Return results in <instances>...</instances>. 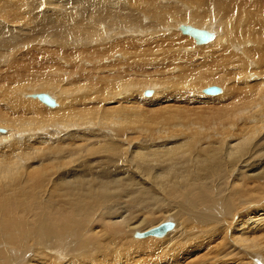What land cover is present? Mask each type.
Listing matches in <instances>:
<instances>
[{"label":"bare ground","instance_id":"6f19581e","mask_svg":"<svg viewBox=\"0 0 264 264\" xmlns=\"http://www.w3.org/2000/svg\"><path fill=\"white\" fill-rule=\"evenodd\" d=\"M225 1L231 9L225 23H215L214 16L202 13L195 20L199 28L173 22L175 14L162 13L168 3L162 4V12L160 7L155 12L159 17L154 22L143 12L128 9V4L141 6V0H90L92 7L101 3L105 8L87 25L89 40L83 38L101 51L95 56L107 60L98 62L100 73L98 67L92 72L104 86L93 87L86 83L90 77H85L76 80L83 85L68 91L66 86L74 82L62 81L70 71L55 66L57 95L19 91L18 96L33 100L5 101L9 92L0 93L4 102L0 106V259L4 264H23L32 246L34 257L25 259V264H137V256L149 252L165 254L161 264H264L263 207L250 213L240 210L264 194V19L256 14L263 3L257 2L258 9L252 12L248 2L253 0ZM182 25L206 30L212 38L198 43L181 31ZM173 28L192 38L194 47H204L189 50L191 42L169 33ZM168 33L180 58L162 65L171 70L169 76L181 77L185 91L193 92L183 99L174 95L162 100L155 96L158 87L171 85L151 84V79L140 84L128 76H136L133 67L145 72L160 61L161 50L168 52L169 44L152 39H166L163 34ZM118 34L124 36L118 39ZM127 34L131 38L146 34L148 43L142 47V39L126 42ZM194 50H206L204 60L213 57L220 59L219 65L227 63V69L217 72L230 79L213 72L191 78L182 74V66L192 64ZM75 55L71 60L80 61L82 55ZM65 59L60 57L58 64H67ZM208 80L222 82L223 91ZM209 86L219 91L206 93L203 88ZM40 93L53 104L41 101ZM165 102L173 103L162 106ZM180 102L201 104L204 113L217 111L228 117V125L218 131L195 127V116L189 117L188 105ZM132 105L135 110L124 112ZM187 116L192 120L185 121ZM232 161L241 166L240 173L229 168ZM254 166H261L260 171H250ZM219 201L224 211L239 215L232 224L225 218L215 224L209 209L220 207ZM164 221H173L175 228L162 236H135Z\"/></svg>","mask_w":264,"mask_h":264},{"label":"rangeland","instance_id":"374dc122","mask_svg":"<svg viewBox=\"0 0 264 264\" xmlns=\"http://www.w3.org/2000/svg\"><path fill=\"white\" fill-rule=\"evenodd\" d=\"M141 1H142V4L139 3V4H141V6L134 7L133 5L135 3L134 4H128V9H133V11H136V12H143L144 13L143 17H145L147 19L149 18L148 21L153 20L154 22H156V19H157L159 12H162V9H163L161 7L162 4L164 5V3H168L170 6L165 7L163 9L162 13H164V14L168 13V14H170V16H172L171 12L173 14H175L176 16H174L172 19L173 22L180 21V22L187 23V24L191 23V25H194V26L199 27V28H201V26H198V24L195 22V20L202 13H208V14L214 16L215 23L218 21L225 23L226 19L229 16L230 10H231L228 7V4L225 0H168V1L167 0H162V1H160V0H141ZM152 1H155V2H152ZM244 1H246V0H244ZM253 1L248 2L251 4V5H249V9L252 12H254V10L256 11L255 8L258 9L259 5H261L262 3L264 4V1H262V0L261 1L260 0H253ZM95 2H96V0H95ZM127 2L132 3L131 0H127ZM257 2L259 3V5L257 4ZM263 4H262V6L264 7ZM98 5H100V7H98V8H97V6L92 7L90 0H23V1L20 0V2H18V3L15 2L14 0H0V7H1L0 8V24H1L0 27L2 28V29L0 28V52H1L0 53V93H2L3 90H6L9 92V94H7L4 98L5 101H8L9 98H12V97L18 98L21 100H26V99H32L33 100V98H23V96L22 97L18 96L19 91H23L26 94L36 93L37 91H40V92L44 91L45 93H49L51 95H52V93H53V95L54 94L57 95V90L60 88L59 85L55 84L56 82L59 81V80L55 79V75H54V70L57 66L59 68L58 69L59 71H63V72L70 71V73H71L70 75H68L67 80H65V78H64V80L62 81L63 83H67V81H69V80L74 82L73 84H71L72 87L66 86V87H68L67 88L68 91H71L73 86L77 87L78 85H83L84 83H78L76 80L86 79L85 77H87V79H89L88 77H90V81L86 82V83H92L93 87H103L104 86V83L101 81V79H98V77H95L97 75V73H94V74L92 73L93 71L97 70L95 67L99 68V66L101 64L107 63V60H103L104 58L100 59V56H99V58L97 56H95V54H99L101 52L100 50L102 48H99L100 52H98V48H97L96 49L97 52H96V50H94V45L92 43H90V42L85 43V41H87L86 39L89 40V37L87 35L88 34L87 25L92 21V19H94L96 17V15L98 16V13H102V10L105 9L103 7L101 8V6H102L101 3ZM140 7H141V9H139ZM149 7H150V9H149ZM159 7H160V9H159ZM263 7H260L259 10L261 12L257 10L256 14H258V17H262L264 19V16H261L262 15L261 13L264 12ZM261 8H263V9L261 10ZM158 9L160 11L158 13H155L158 11ZM146 11H148V12H146ZM107 12H108V9H107ZM193 12H195V13H193ZM191 13H193V14H191ZM16 15H18V16H16ZM151 17H152V19H151ZM191 18H193L194 21H192ZM203 20H206V19L203 18ZM94 25L96 28H98L97 27L98 23L97 24L94 23ZM212 25L213 24H211V26ZM211 26H209L207 28H211ZM164 28L165 29H163V30H166L167 26ZM256 28H257V26L254 27L255 30H256ZM168 30H171V27ZM230 30L234 31L233 27ZM107 32L113 33V31H106V32H104V34H107ZM171 32L176 33L177 37L179 39L189 40L191 42V46H189L190 48L188 47L189 50H191L192 47L194 49H199L201 47H204L202 45H200L198 47H194L193 46L194 44L192 45V43H193V40H191L192 38L190 39L188 36L182 35L181 33L175 31L174 28L172 31H169V33H171ZM157 33L159 34V32H157ZM169 33L167 35L163 34V36L167 37L166 39H161V38L152 39L151 38L153 40L152 42L161 43L162 41H164V42H167L169 44V47L167 49L168 52H164L161 50L162 58L160 59V61L154 62L149 67H146L145 72H144L143 68L133 67V68H131V70L138 71L136 76H132V75H128V76L133 80V82H137L140 84H143L144 80L151 79L152 80L151 84L156 83V84L163 85V86L164 85H169V86L171 85L172 87L170 89L158 87L159 91L156 92L155 96L161 98L162 100L170 99L174 95H177V99H180V98L183 99L185 96H190V94L193 92L185 91L180 86L181 77L169 76V73L171 70L170 69L166 70L162 65V64L165 65V64L170 63L172 60L171 59L172 57L180 58V55H179L180 51L176 50V49L174 50L173 46L170 45L171 42L174 40L170 37ZM49 34H54V35L50 36V39H52V41H48L49 38L47 40V36ZM65 34L66 35L70 34V35L66 37ZM154 34H155V32H154ZM216 34H219V32L216 31ZM130 35H132V34H127L128 37L124 38V41L132 43L133 40L142 39L143 40L142 45H141L142 47L146 46V44L148 43L147 42L148 35H146V34H144V35L141 34L140 36H137L134 38H131ZM55 36H57V37H55ZM64 36L67 39H64ZM123 36H124V34H123ZM123 36L122 35L119 36V34H118V39L120 37L122 38ZM81 37H82V39H81ZM84 37H86V39L83 40ZM116 37H117V35H116ZM222 39L226 40L225 37H223ZM64 41H66V42H64ZM64 43H65V45H64ZM108 43H110V42L107 41V44ZM103 44L105 45V43H103ZM73 46H74V48H73ZM89 46H90V48H89ZM70 47L72 49H70ZM71 50L73 51V53ZM117 50H119V49H117ZM83 51H85V52H83ZM208 52H210V51L208 50L207 53ZM75 53H80L82 55V56H80L81 58H79V60L81 59L80 61L75 62V60L74 61L71 60V58L76 56ZM69 54H71V58H70ZM85 54L89 55L90 59L87 57L84 58ZM72 55H73V57H72ZM205 55H206V50H201V51L200 50H194L193 51L194 60L192 61V64H184L182 66V68H181L182 74L185 73V76H187L188 78H191V77H197V76H199L203 73H206V72H213L215 74H219L224 80H229L230 79L229 75H225L224 73L217 72L218 70H220L218 68H226L227 69L228 64L223 63V64L219 65V64H217V61L220 59L212 60L213 57H210L209 60H204ZM60 57L62 59L66 58L65 61L67 62L68 65L67 64H62V65L58 64V63H60V61H59ZM92 57H93V60H92ZM249 57L255 60L253 55H250ZM100 60H103V61H101V64L98 63V62H100ZM69 63H70V67H72V68L67 67V66H69ZM85 63H86V65H85ZM56 64H58V65H56ZM61 66H62V68H61ZM215 67H217V68H215ZM184 69H186L185 72H184ZM121 71L127 72L129 70L121 68ZM99 73H100V68H99ZM208 81L211 85L212 84L216 85V86L220 87L221 89L223 87L222 82H219L217 80H208ZM44 84H46L47 87H45ZM78 87H80V86H78ZM145 88H150V87H149V85H147V86H145ZM205 88L206 87H204L203 89H205ZM222 91H223V89H222ZM140 93H142V90L140 91ZM10 94H11V97H10ZM151 94H152V92H151ZM200 94L204 95L201 92H200ZM127 95H123L122 97H126ZM152 95H150V97ZM194 95H196V94H194ZM142 97L144 98L145 96L142 95ZM146 98H148V97H146ZM172 103L165 102L162 104V106H165L167 104H172ZM188 103H191V104H188ZM3 104H4V102H0V106H3ZM15 104L16 103L13 100V105H15ZM40 105L46 107L45 105H43V103H40ZM180 105H186V106L188 105L189 106V108L187 106L188 116L190 114L191 117L195 116L196 118H198V119H196L195 117H193V120L195 121V122L193 121L194 122L193 125L195 127H197L196 125H198L199 128L200 127L205 128V129L207 128L208 131H218L222 126L228 125L227 123L229 122V119L227 116H226V118H223L222 115L219 114V112L217 113V111H216V113L214 111V114H212L213 112L210 113L208 111H207V113H204V112H206V110L204 111L203 109H200L198 107L201 104H196L194 102H186V103L180 102ZM150 107L157 108L160 106H150ZM133 110H135L134 105H132L128 110H124V112H130ZM194 112H196L195 115H194ZM177 113H179L178 110H177ZM191 113H192V115H191ZM208 113L211 114V115L209 114L210 117L208 116ZM197 114H199V115L206 114V115H204V116L202 115V117H201ZM181 116H185L184 112L181 113ZM181 116H180V118H181ZM187 117H186L185 121H188V119L192 120V118H189V117L187 118ZM203 117H204L205 121L202 120ZM217 118H219V119H217ZM221 118H222V120H221ZM210 119L212 120V122ZM180 120L184 124V118L180 119ZM199 120H200V122H199ZM217 120H219V122ZM181 121H175V122H181ZM200 123H201V125L202 124L203 125L200 126ZM217 123H218V125L221 124V125H219L220 127L217 125ZM229 127L233 128L232 125H229ZM262 153H264V150L262 151ZM260 167L261 166H254V167L250 168V171L256 173V172L260 171ZM229 168H231L232 170H235L236 171L235 173H240L239 170H240L241 166L236 165V163L234 161H232L230 163ZM256 193H258L257 190H256ZM260 195H261V198L255 199L254 200L255 203L253 205H249V203H247L248 205L245 204V206H244V204H243L242 207L240 208V210H243V211L248 210V213H250V212L256 211L257 207L262 205L263 211H264V194H260ZM249 198L254 199L252 195H250ZM245 200H247V199L246 198L243 199V201H240V203H244ZM218 205H220V207L213 205L212 207H214V208L209 209L210 211H212L211 216L217 219L215 224L218 223V220L222 221L224 218L232 224L233 221H236L239 218L238 217L239 215L236 213H234V215H232V214L230 215L227 210L224 211L222 209L223 208L222 201H219ZM206 211L207 210H203L202 213L206 214ZM157 212L159 213V209L157 210ZM199 214H201V213H199ZM174 228L175 227H173V229ZM175 233H176V231L174 230V234ZM152 236H154V235H152ZM164 238L158 239V240H163ZM154 239H156V238H154ZM171 239H169L165 242H159V243L161 245H164L167 242H169ZM224 243L228 245L227 240L224 241ZM34 249H35V247L32 246L31 249L28 250V252H27L28 254H25V256H27V257H25L23 259V262H22L23 264H25L26 260L34 257ZM123 257H125V254L123 255ZM137 259L139 260V263H137V264H161L165 260V254L160 255L156 252L141 253L140 255L137 256ZM0 264H4L1 259H0Z\"/></svg>","mask_w":264,"mask_h":264},{"label":"water","instance_id":"95a60500","mask_svg":"<svg viewBox=\"0 0 264 264\" xmlns=\"http://www.w3.org/2000/svg\"><path fill=\"white\" fill-rule=\"evenodd\" d=\"M181 31L185 34H189L193 36L195 41L198 43L208 41L210 38H212V34L210 32L195 28L191 25H182ZM204 91L206 93H216L219 91V88L216 86H209L205 88ZM149 93L150 91L145 92V94H149ZM38 98L49 105L53 104L52 100L45 93H40L38 95ZM172 227H173L172 221H164L159 225L151 227L145 231L135 232V236H147V235L162 236L163 234H165V232H167V230L171 229Z\"/></svg>","mask_w":264,"mask_h":264}]
</instances>
